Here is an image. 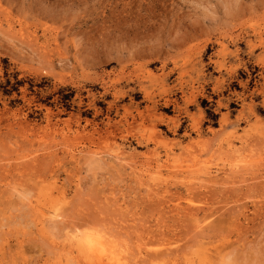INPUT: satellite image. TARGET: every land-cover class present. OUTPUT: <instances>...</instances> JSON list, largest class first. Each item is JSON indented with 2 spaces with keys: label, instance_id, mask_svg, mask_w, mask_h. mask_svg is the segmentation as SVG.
Returning a JSON list of instances; mask_svg holds the SVG:
<instances>
[{
  "label": "rangeland",
  "instance_id": "1",
  "mask_svg": "<svg viewBox=\"0 0 264 264\" xmlns=\"http://www.w3.org/2000/svg\"><path fill=\"white\" fill-rule=\"evenodd\" d=\"M84 229L264 264V0H0V264Z\"/></svg>",
  "mask_w": 264,
  "mask_h": 264
},
{
  "label": "bare ground",
  "instance_id": "2",
  "mask_svg": "<svg viewBox=\"0 0 264 264\" xmlns=\"http://www.w3.org/2000/svg\"><path fill=\"white\" fill-rule=\"evenodd\" d=\"M157 49V48H156ZM164 50V49H163ZM152 52V51H151ZM82 55V54H81ZM144 56V55H143ZM160 57V56H159ZM129 69V68H128ZM131 70V69H130ZM123 156V154H121ZM134 156V155H133ZM122 159H126L127 157H120ZM130 159V158H128ZM133 159V158H132ZM122 161V160H121ZM129 161V160H128ZM124 162V161H123ZM128 164V163H127ZM250 164V163H249ZM124 166V165H123ZM126 167V166H125ZM137 169V168H136ZM124 172V171H123ZM216 178V177H215ZM226 180V179H225ZM212 182V180H211ZM214 182V181H213ZM46 192V191H45ZM51 192V191H50ZM54 193V192H53ZM28 194V193H27ZM26 194V195H27ZM34 196V195H33ZM31 197V196H29ZM32 198V197H31ZM25 199V198H24ZM28 200V199H27ZM30 201V200H29ZM36 201V200H35ZM153 202V201H152ZM116 204V203H115ZM20 205V204H19ZM30 207V206H29ZM28 208V207H27ZM13 210V209H12ZM53 217L52 220L55 218L56 220L60 218L62 215L59 213V208L55 211H53ZM161 212V211H160ZM119 213V212H118ZM50 214V213H49ZM46 215V214H45ZM44 215V216H45ZM48 215V214H47ZM51 215V214H50ZM11 217V216H10ZM20 217V216H19ZM42 217V216H41ZM12 218V217H11ZM49 218V216H48ZM42 219V218H41ZM61 219V218H60ZM51 220V219H49ZM48 220V221H49ZM51 220V221H52ZM118 220V219H117ZM126 220V219H125ZM32 221V220H31ZM36 221V220H35ZM38 221V220H37ZM54 221V220H53ZM61 221V220H60ZM70 221V220H69ZM106 221V220H105ZM32 223V222H31ZM40 223V222H39ZM45 223V222H44ZM55 223V222H54ZM61 223V222H60ZM72 223V222H71ZM87 223V222H85ZM12 224V223H11ZM29 224V223H28ZM42 224V223H40ZM49 224V223H48ZM70 224V223H68ZM111 224V223H110ZM86 225V224H84ZM103 225V224H102ZM56 226V225H55ZM54 226V227H55ZM58 226V225H57ZM77 226V225H76ZM83 226V225H82ZM89 226V225H88ZM6 227V226H5ZM69 227V226H68ZM74 227V226H73ZM78 227V226H77ZM116 227V226H115ZM119 227V226H118ZM117 227V228H118ZM34 228V227H33ZM36 228V227H35ZM51 228V227H50ZM72 228V227H71ZM76 228V227H75ZM83 228V227H82ZM92 228V227H91ZM94 228V227H93ZM97 228V227H96ZM116 228V229H117ZM52 229V228H51ZM64 229V228H62ZM87 229V227H86ZM81 231V233H77L74 231L72 232L71 236L69 233V239H70V247H71V255L74 256L75 263L83 261L86 264H128V261L125 260L123 257L122 251L119 249V242L110 240L107 234L103 232L101 229L97 231L96 230H86ZM103 229V228H102ZM43 230V229H41ZM74 230V229H73ZM78 230V229H77ZM70 231V230H69ZM79 231V230H78ZM39 232V231H38ZM56 232V231H55ZM132 233V232H131ZM138 233V232H137ZM50 234V233H49ZM122 234V233H121ZM127 234V233H126ZM65 235V233H64ZM67 235V234H66ZM40 236V235H39ZM53 236V234H52ZM111 236V235H110ZM118 236V235H117ZM55 237H57L55 235ZM121 237V235H120ZM119 237V238H120ZM41 238V237H40ZM67 238V236H65ZM114 238V237H113ZM121 239V238H120ZM124 239V238H123ZM58 240V239H57ZM63 240V238H62ZM115 240V238H114ZM118 240V239H117ZM128 240V239H127ZM120 241V240H118ZM43 242V241H42ZM116 242V243H115ZM59 243V242H58ZM140 243V242H139ZM56 244V243H55ZM62 244V243H61ZM122 244V243H121ZM136 245V243L134 244ZM140 246V244H139ZM59 247V246H58ZM141 247V246H140ZM54 248V247H53ZM121 248V247H120ZM123 249V248H122ZM125 249V248H124ZM142 249V248H141ZM70 250V249H69ZM135 250V249H134ZM58 251V249H57ZM65 251V250H64ZM67 251V249H66ZM138 251V250H137ZM136 251V252H137ZM129 253V252H128ZM132 253V251H131ZM138 253V252H137ZM142 253V252H141ZM55 255V254H54ZM127 255V253H126ZM125 255V256H126ZM129 255V254H128ZM57 256V255H56ZM130 256V255H129ZM128 256V257H129ZM132 256V255H131ZM162 256V255H161ZM164 256V255H163ZM53 257V256H52ZM127 257V256H126ZM160 257V256H159ZM72 258V257H71ZM140 259V258H139ZM157 259V258H156ZM153 260V259H152ZM143 261V260H142ZM149 261V260H148ZM147 261V262H148ZM167 263V262H166ZM135 264V263H133ZM223 264V263H222Z\"/></svg>",
  "mask_w": 264,
  "mask_h": 264
}]
</instances>
